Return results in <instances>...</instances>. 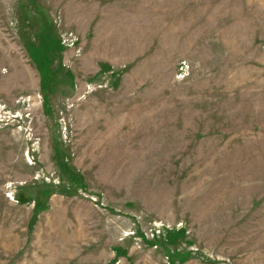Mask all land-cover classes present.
<instances>
[{"label":"rangeland","instance_id":"374dc122","mask_svg":"<svg viewBox=\"0 0 264 264\" xmlns=\"http://www.w3.org/2000/svg\"><path fill=\"white\" fill-rule=\"evenodd\" d=\"M0 264H264V0H0Z\"/></svg>","mask_w":264,"mask_h":264}]
</instances>
